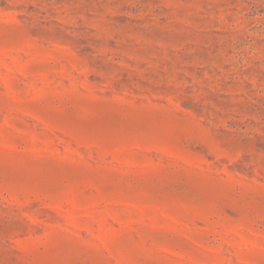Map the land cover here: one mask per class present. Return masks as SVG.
Listing matches in <instances>:
<instances>
[{
  "label": "rangeland",
  "instance_id": "rangeland-1",
  "mask_svg": "<svg viewBox=\"0 0 264 264\" xmlns=\"http://www.w3.org/2000/svg\"><path fill=\"white\" fill-rule=\"evenodd\" d=\"M0 264H264V0H0Z\"/></svg>",
  "mask_w": 264,
  "mask_h": 264
}]
</instances>
